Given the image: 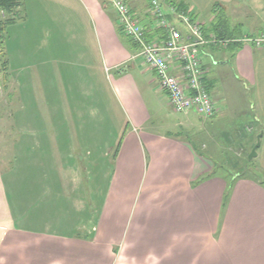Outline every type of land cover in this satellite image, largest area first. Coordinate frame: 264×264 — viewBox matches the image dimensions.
Wrapping results in <instances>:
<instances>
[{"label":"crops","instance_id":"1","mask_svg":"<svg viewBox=\"0 0 264 264\" xmlns=\"http://www.w3.org/2000/svg\"><path fill=\"white\" fill-rule=\"evenodd\" d=\"M127 2L154 33L148 0ZM168 2L188 6L206 33L215 17L204 21L199 12L216 5L236 36L264 39V0ZM233 6L244 19H235ZM109 7L107 0H23L5 31L18 134L11 167L0 161V264H264V186L214 175V156L193 147L205 121L193 111L169 113L156 74L122 40ZM169 20L183 41H194L180 19ZM251 45L235 59L241 55L237 70L259 93L264 43ZM230 49L199 46L211 92L209 65L228 62ZM259 110L264 116L261 99Z\"/></svg>","mask_w":264,"mask_h":264},{"label":"rangeland","instance_id":"2","mask_svg":"<svg viewBox=\"0 0 264 264\" xmlns=\"http://www.w3.org/2000/svg\"><path fill=\"white\" fill-rule=\"evenodd\" d=\"M107 2L110 5L107 16L113 18L112 16L115 15L113 11L114 7L111 0H107ZM234 8L237 9L232 10L233 8H231V12L237 17L235 18L236 20L245 17L246 14L244 9L241 7ZM204 9L203 11L201 10L202 12H199L200 19L204 21H207L208 18L211 19L215 14L214 10H217V8L212 6L208 9ZM218 10H220V8ZM95 14L94 28L96 32L98 31L99 36H102L101 19L99 18V14ZM251 22L253 23V20ZM250 30L252 31L251 28ZM116 31L117 29L113 25L112 32L116 34ZM243 31L244 33L246 32L244 28ZM251 31H247V33H253ZM122 40L125 43L127 42L125 37H122ZM244 48L248 51L252 49L251 43H244ZM253 50L254 59L251 58L252 63L254 60L256 61L259 56L256 48H253ZM238 52L230 49L227 51L229 58L228 62H220L219 64L211 63V65H209L208 77L215 85V90L211 92V95L213 94L214 100L220 101V107L218 106L217 108L221 110L218 111L217 115L211 117L214 126L208 125V123L205 124L209 118L201 117V119L205 121V123H199L204 134L200 138L201 140L196 139L195 145L199 147L201 151H208L209 155L212 154L219 164L223 162L220 160V155L226 160L224 161L226 167L234 163L235 172L239 170L242 171L245 169L243 166L247 164L246 166L252 169V172L258 171L260 174L264 173V168L262 167V162H264V116L259 108L260 99L261 102H264V91L262 90L258 93L256 84L246 80L242 76L241 70H237V64L239 65L241 58L240 55L239 61L235 59ZM2 54L5 56V53L0 52V161L3 167L6 168L11 167L15 157L14 150L18 134L16 130L15 113L18 107V95L10 71H8L10 79L8 77L5 79L2 65L6 59L1 57ZM111 75L112 77L115 76L114 73H111ZM151 108L153 109V114L157 115L159 108L157 112L154 110V106L151 105L150 109ZM221 111H223V113H221ZM169 113L178 116L176 113V115L174 114L170 107ZM216 117L217 119L215 120L214 118ZM156 122L160 124V120H156ZM212 126L215 128H212ZM260 134L263 135L261 147L257 151V157L253 159L251 163L248 157L256 146ZM236 163H239V165Z\"/></svg>","mask_w":264,"mask_h":264},{"label":"built area","instance_id":"3","mask_svg":"<svg viewBox=\"0 0 264 264\" xmlns=\"http://www.w3.org/2000/svg\"><path fill=\"white\" fill-rule=\"evenodd\" d=\"M119 16L122 33L132 38L138 45V58L156 74L158 85L168 98L173 111L177 114L196 112L200 117L211 118L218 108L211 93L204 84L206 72L203 67L199 46L218 44L228 47L235 41H219L212 35L210 41L204 38L202 25L193 21L189 14L180 13L177 6L168 0H148L149 13L155 23V30H165V38H156L148 42L146 27L137 18L127 0H111ZM4 15V14H3ZM169 16L182 21L190 30L194 41H183L178 25L169 20ZM241 43H254L261 46L264 39L244 38ZM181 69L180 75H173L174 66Z\"/></svg>","mask_w":264,"mask_h":264},{"label":"trees","instance_id":"4","mask_svg":"<svg viewBox=\"0 0 264 264\" xmlns=\"http://www.w3.org/2000/svg\"><path fill=\"white\" fill-rule=\"evenodd\" d=\"M178 8V11L183 13L185 10L184 14H188V6L183 5V4H178L176 5ZM23 8V0H0V52H4V42H5V31L7 29V27L13 25L16 23L19 15H21V9ZM214 8H217V10H214V17H215V21L213 23V25L211 26V29L208 33H206V30L204 32V38L206 39V41H210V34L214 35L217 40L219 41H229V40H233L235 42L230 43L229 44V48H231L233 51H239L240 49L243 48L244 44L239 42V40H241L243 38V36H236L238 35L237 33H239L238 31H233L232 32L229 30V18L227 16V14L225 13V11L220 8L219 6H214ZM131 12H133V10H131ZM4 14V15H3ZM193 18V17H192ZM193 21H195V19H193ZM243 26H241L242 29ZM239 28V27H238ZM241 29H238L241 33ZM155 30V29H154ZM229 30V32H228ZM119 31H121V29L119 28ZM231 32V33H230ZM122 33V31H121ZM123 34V33H122ZM167 32L165 30L159 29V30H155L154 33H152V30L150 29H146V39L148 42H151L153 40H155L156 38L160 37V38H165ZM160 35V36H157ZM206 35V36H205ZM128 39L129 42H131L134 46H136L138 49V45L133 41L132 38H129L127 36H124ZM205 46H217V47H222L221 45L218 44H207ZM4 57L6 60L2 65V70L4 71V75H5V79L6 77H8L10 79V76H8V71H10L9 68V61L7 59V56H2ZM6 86V85H5ZM207 91L209 93H211L212 88L210 86H206ZM194 150L197 154L201 155V156H205V153H203L199 147H197L196 145H193ZM249 160V159H248ZM249 162L252 163V160ZM237 165H239V163H236ZM234 163L229 164V168L226 167L225 165L221 164H217L216 166V170L214 172V175L218 174V173H228L231 178H235V179H242V178H255L257 179L261 185L264 186V173H258V171L256 172H252V169H249L248 166H243L245 167V169H243L242 171H236L235 172V168H234ZM249 169V170H248ZM233 171V172H232ZM251 174V176H250ZM206 179V178H205ZM202 180L203 181H205ZM228 193V192H227Z\"/></svg>","mask_w":264,"mask_h":264},{"label":"water","instance_id":"5","mask_svg":"<svg viewBox=\"0 0 264 264\" xmlns=\"http://www.w3.org/2000/svg\"><path fill=\"white\" fill-rule=\"evenodd\" d=\"M263 135L260 134L258 136V141L256 146L253 148L251 154L249 155L248 159L251 161L253 159H255L257 157V151L259 150V148L261 147V139H262Z\"/></svg>","mask_w":264,"mask_h":264}]
</instances>
